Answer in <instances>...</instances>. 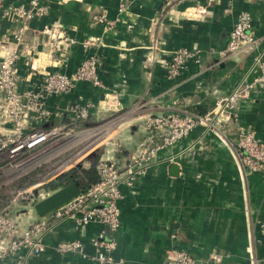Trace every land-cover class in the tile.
Wrapping results in <instances>:
<instances>
[{"label": "crops", "instance_id": "crops-1", "mask_svg": "<svg viewBox=\"0 0 264 264\" xmlns=\"http://www.w3.org/2000/svg\"><path fill=\"white\" fill-rule=\"evenodd\" d=\"M28 1L0 0V60L16 51L20 89H36V73L71 75L84 60H97L98 82L78 80L69 93L47 97L58 114L41 122L66 123L72 117L69 107L88 106L78 128L103 125L108 131L89 151L86 169L95 156L124 166L145 135L147 117L176 111L206 115L244 81L251 83L256 59H264V0H40L46 11L27 21L4 14L7 4L27 6ZM102 12L113 21L111 27L93 21ZM243 12L251 16L255 43L225 57L221 51ZM45 25L66 37L55 39L56 49L47 43ZM21 27L17 41L13 35ZM181 48L194 57L169 78L166 64ZM208 117L214 128L196 124L157 151L130 184H121L116 230L63 220L43 235V252L20 250L4 263L103 264L92 259L96 249L88 238L104 229L116 242L111 256L120 264H166L167 255L178 249L208 264H264V169L244 172L227 142L242 126L264 143V82L245 93L234 115ZM21 217L26 225L37 215L29 211ZM62 240H79L85 255L55 251Z\"/></svg>", "mask_w": 264, "mask_h": 264}, {"label": "built area", "instance_id": "built-area-1", "mask_svg": "<svg viewBox=\"0 0 264 264\" xmlns=\"http://www.w3.org/2000/svg\"><path fill=\"white\" fill-rule=\"evenodd\" d=\"M124 8L119 4V10ZM4 14H13L27 21L32 17L42 15L46 7L40 0H29L27 6L9 3L4 7ZM93 21L111 27L112 20L107 19L105 12L93 15ZM22 28L13 35L17 41L22 39ZM42 31L50 40L51 48L56 49L55 39L66 38L56 27L45 25ZM62 33V34H61ZM59 37V38H58ZM70 41V40H69ZM72 42V41H71ZM255 38L251 31V16L248 12L240 13L229 32L221 54L225 57L251 47ZM85 45L91 44L86 40ZM194 57L193 51L186 48L177 49L166 64L167 77L176 78L187 60ZM18 54L13 51L0 60V174L15 172V177L41 167L48 159L62 153L70 144L79 139L87 138L83 132L94 131L97 128H78L88 117V106H71L70 123L42 126L41 122L57 115L49 108L46 98L50 95L69 93L78 80H91L97 83L95 69L97 60L90 57L84 60L71 75L52 71L36 73V89L22 90L19 87V76L16 70ZM258 72L251 83L244 81L231 93L219 99L214 108L206 115L197 112L176 111L149 116L144 120L145 135L135 152L124 166L119 167L113 160L100 158L95 169L98 179L89 183L84 191L53 208L42 216H37L29 224L23 225L22 215L33 211V205L62 185H52L51 182L70 171L75 164L70 160L72 153L50 168L38 182L27 187L17 188L0 207V264L12 254L25 250L27 254L38 255L45 249L43 235L50 231L60 221L72 219L77 227L83 228L89 223H98L106 230L114 231L119 227V206L121 184H130L136 174L142 173L157 151L171 145L189 133L196 125L205 123L214 128L208 114L224 113L228 118L234 115L240 99L255 84L264 82V59H256ZM35 74V73H34ZM36 121L34 125L31 121ZM86 128V129H85ZM108 129H102L99 139L105 138ZM77 137V138H75ZM234 149L240 167L250 173L264 169V143L254 136L251 129L239 126L232 141L227 140ZM90 146L83 152L88 151ZM6 183V182H5ZM4 183V184H5ZM33 188V191L30 190ZM95 247L92 259L99 263L120 264L111 256L116 242L106 235L102 229L88 238ZM83 245L79 240H62L54 244L57 252H78L85 255ZM166 264H208L195 259L183 249L172 250L166 259Z\"/></svg>", "mask_w": 264, "mask_h": 264}, {"label": "rangeland", "instance_id": "rangeland-1", "mask_svg": "<svg viewBox=\"0 0 264 264\" xmlns=\"http://www.w3.org/2000/svg\"><path fill=\"white\" fill-rule=\"evenodd\" d=\"M102 129H103V125L101 127H98L94 131L83 132L84 136L87 137L85 139L86 140L85 142H84V139H79L77 142L70 144V146L66 147V149L63 150L62 153L58 152L56 156L48 159L44 164H42L41 167L35 168L27 172L26 174H24L26 176L15 177V172H8L7 174H4V173L0 174V207L10 197V195L12 194V192H14L15 189L27 187L33 183L38 182V180L41 179L42 176H44V174L50 168H53L61 160L63 162L70 161L75 164V166L74 165L69 166L70 168L82 166V164L85 162L84 160L87 157H89L88 155H90L88 154L89 151L98 145L99 139L102 134L101 132ZM88 146H90V148L88 149L87 152L83 154V152L86 150ZM71 153L73 155L70 160H66V159L63 160V158H65L66 155L68 156ZM70 170H72V168ZM30 190L33 191V188H30Z\"/></svg>", "mask_w": 264, "mask_h": 264}, {"label": "water", "instance_id": "water-1", "mask_svg": "<svg viewBox=\"0 0 264 264\" xmlns=\"http://www.w3.org/2000/svg\"><path fill=\"white\" fill-rule=\"evenodd\" d=\"M174 167V166H172ZM175 168V167H174ZM81 189L77 181H70L55 191L40 199L33 205L34 213L42 216L55 207L60 206L80 193Z\"/></svg>", "mask_w": 264, "mask_h": 264}, {"label": "trees", "instance_id": "trees-1", "mask_svg": "<svg viewBox=\"0 0 264 264\" xmlns=\"http://www.w3.org/2000/svg\"><path fill=\"white\" fill-rule=\"evenodd\" d=\"M99 159L100 158L96 156L93 157L92 164L90 165L89 168L86 169V168H82V166H77L74 169L68 171L66 174L62 175L61 177H58L56 181L52 182L51 184L64 185L70 181L75 180L78 182L81 191L86 190L89 183L94 182L98 179V174L95 169V164ZM22 176H26V175H22Z\"/></svg>", "mask_w": 264, "mask_h": 264}]
</instances>
